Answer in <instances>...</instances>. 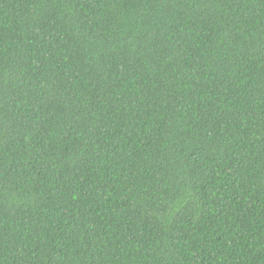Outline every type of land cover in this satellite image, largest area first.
Here are the masks:
<instances>
[{
  "label": "trees",
  "instance_id": "16d2710c",
  "mask_svg": "<svg viewBox=\"0 0 264 264\" xmlns=\"http://www.w3.org/2000/svg\"><path fill=\"white\" fill-rule=\"evenodd\" d=\"M0 264H264V0H0Z\"/></svg>",
  "mask_w": 264,
  "mask_h": 264
}]
</instances>
